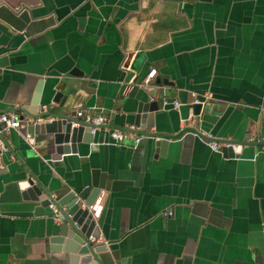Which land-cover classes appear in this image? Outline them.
<instances>
[{"label":"crops","instance_id":"0c3cea01","mask_svg":"<svg viewBox=\"0 0 264 264\" xmlns=\"http://www.w3.org/2000/svg\"><path fill=\"white\" fill-rule=\"evenodd\" d=\"M158 80L174 84L161 85L171 100L214 104L191 123L171 108L151 131L146 119L140 129L164 146L114 143L109 129L136 128ZM17 108L108 122L59 161L53 143L37 136L29 158L22 133H7L21 161L0 158V264H73L51 249L49 201L22 197L14 174L26 169L57 200L105 175L101 241L118 264H264V0H0V113ZM187 124L240 153L214 150Z\"/></svg>","mask_w":264,"mask_h":264},{"label":"water","instance_id":"95a60500","mask_svg":"<svg viewBox=\"0 0 264 264\" xmlns=\"http://www.w3.org/2000/svg\"><path fill=\"white\" fill-rule=\"evenodd\" d=\"M21 18L28 22L30 19L29 12L24 11ZM134 69L136 70L137 68ZM71 75L83 77L78 71L73 72ZM144 85L152 87L153 80L149 84L144 82ZM161 85H164L165 87H173L174 84L167 80H158L156 83L157 88H154L156 90L149 88V92H153L151 95V102L143 103V105L139 107L136 128H108V133L111 138L115 131L127 132L142 136L143 138H157L159 139V142L156 143L157 147L164 146L168 143L166 138L160 140L161 137L157 134L142 132L140 127L146 119V129L151 131L153 129L156 114L160 113L162 110L166 111L171 108L180 113L181 119L185 123H190L189 120L204 118L211 110L215 101L214 97H205L199 99L194 98L191 102L182 104L176 100L167 98V96L164 95L165 92ZM60 86L62 87L63 85L61 84ZM10 110H16L20 113L21 122L19 128L16 130H19L22 133L29 148L25 144L22 145L21 142H18V148H20V150L24 149L26 151L25 154L27 157L29 156V158L34 156L33 147L37 136L45 143L48 141L56 146V154H53L51 157L53 161H59L63 159V155L65 154H77L79 144L95 143L97 131L104 127L82 124L80 126H73V123L77 121L75 119L77 111L68 114L66 112H54L52 110L44 113H35L34 111L20 108ZM187 125L188 129L194 131L196 137L206 140L209 143L218 141L212 135L210 138L208 135L204 134L205 132L201 125V128H196L189 124ZM93 128L96 129L95 132H93ZM6 136L7 133L0 136V143L3 145H0V158L6 163L5 165L12 163V155L21 161L17 156L16 150L14 151L9 146ZM112 141L116 143L113 138ZM218 142L225 144L236 143L230 140H222L221 142ZM242 146L243 144H239V146L235 148L232 146L224 147L223 153L227 152L229 157L234 158L237 155L236 152L240 153ZM261 147L263 148L264 144H262ZM5 148H7V152L4 150ZM26 172L27 174L24 176H20L17 173L14 174V176L17 177V183L24 200L44 201V199H47L51 208L52 205L60 208L67 206L68 213L71 215V218L67 216L65 222L57 224L54 220L53 212L52 219L57 225L53 228L52 235L49 238L51 249L53 251H61L63 249L66 253L71 255L73 264H118V255L108 250L110 242L101 241L99 243H92L89 241L91 236L96 239H101L102 235L100 231V228L103 227L101 213L108 200L109 194L107 191V180L105 179V175L101 177L100 181H97V177L95 176L92 184L85 186L80 192L71 193L68 197L63 198L62 200H57L55 196L47 190L46 186L37 179L33 171L26 169ZM120 264H130V261L122 259L120 260Z\"/></svg>","mask_w":264,"mask_h":264},{"label":"built area","instance_id":"2783aa9c","mask_svg":"<svg viewBox=\"0 0 264 264\" xmlns=\"http://www.w3.org/2000/svg\"><path fill=\"white\" fill-rule=\"evenodd\" d=\"M156 73H157L156 70H152L149 73L148 77L146 78L145 83L149 84L155 78ZM75 117L77 121L73 123V126H80L81 124L82 125L104 126L108 122V119L106 117L101 116V115L95 116L85 110H77ZM20 122H21L20 113L16 110H9L7 112L0 114V136L8 133L11 130L18 129L20 126ZM95 130L96 129L93 128V132H95ZM208 137L211 138L212 136L209 134ZM112 138L118 143H127V142L133 141L136 144H138L143 137L133 135L127 132L115 131L112 134ZM210 145L214 150H220L222 146H230L231 144L211 142ZM262 150L264 151V147L262 148ZM52 210L54 212V220L57 224H61L65 222L67 219V216L71 218V215L68 213V209L65 207L60 208L55 205H52ZM165 215L173 216V212L168 211ZM89 241L92 243H99L101 242V239H96L91 236L89 238Z\"/></svg>","mask_w":264,"mask_h":264}]
</instances>
